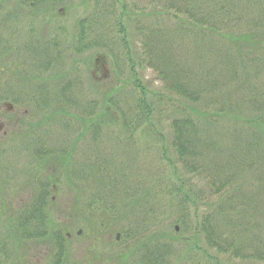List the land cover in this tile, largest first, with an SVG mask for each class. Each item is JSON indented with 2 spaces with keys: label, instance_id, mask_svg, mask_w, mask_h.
<instances>
[{
  "label": "trees",
  "instance_id": "trees-1",
  "mask_svg": "<svg viewBox=\"0 0 264 264\" xmlns=\"http://www.w3.org/2000/svg\"><path fill=\"white\" fill-rule=\"evenodd\" d=\"M65 2L70 0L18 1L16 21ZM92 4L77 24L74 45L65 50L63 28L54 37L49 30L37 37L29 24L30 41L21 47L16 29L0 26V60L10 74L3 86L9 97L0 100L29 115L52 110V119L70 122V116L82 125L70 144L54 147L42 143L44 124H26L22 153L42 165L71 161L91 135V149L84 148L67 169L76 191L73 208L64 214L68 224L53 225V188L40 184L1 231L0 253L8 258L12 240L50 239L57 245L51 264H74L63 248L72 222L94 237L120 235L118 256L108 264H264V0ZM101 49L118 86L99 104L85 92L82 62L72 60ZM17 61L22 72L12 65ZM147 70L157 75L160 88L141 76ZM52 71L55 81L43 78ZM108 125L120 127L124 138L117 129L107 134ZM139 129L158 142L157 178L149 160L133 149ZM139 162L144 178L137 171L134 176ZM167 167L174 172L167 178L171 183L163 178ZM167 198L175 214L169 224L159 220ZM172 225L178 226L174 233L179 228L193 238L174 241L164 233Z\"/></svg>",
  "mask_w": 264,
  "mask_h": 264
},
{
  "label": "rangeland",
  "instance_id": "rangeland-1",
  "mask_svg": "<svg viewBox=\"0 0 264 264\" xmlns=\"http://www.w3.org/2000/svg\"><path fill=\"white\" fill-rule=\"evenodd\" d=\"M18 1L22 3V0H6V3L0 4V26L6 27V32H11L16 29L18 33L16 38L20 45L22 44L21 42L25 43L26 41H30V35L26 36L28 30L27 25L29 24H35L34 29L36 30L37 37L40 36L41 32L44 36L48 33V30L50 32V37H52V35L54 37L56 34L59 35L58 30L63 28L62 31H65L66 36H62V31L60 36L63 37L62 39L66 42V46H62L64 50L67 46L75 43L77 39V24L83 17L89 14L93 6L92 0H88L86 3L84 0H70V2H65L60 5V8L56 10L47 13L42 12V14L39 13V15L34 16V19L22 16L19 22H17L18 18L15 14L19 12L14 10L18 7ZM6 18L9 20H7L8 22L5 20ZM109 37L111 38L112 36L109 35ZM22 46L23 45H21V47ZM18 51L20 53L22 52L21 50ZM104 55H106V53L102 49L93 50L84 55H77L75 59L72 60V62H82V66H80L82 68L81 70L85 83V92L89 95V101H97L99 104L103 102V94L118 86L109 64L110 61L106 60ZM22 56L25 59H21L20 61H25L28 57L26 55ZM95 60L96 66L94 64ZM20 61H17L18 64L12 63V65H16V68L22 72L21 65L23 62L21 63ZM19 63H21V65ZM140 73L150 85L155 88H160L161 83L154 72L147 70L143 73L141 71ZM56 74V71H52L47 76L44 75L43 78L55 81L54 78ZM94 76L96 77L95 79ZM9 78L10 74L0 60V97H9L7 88H5L6 86L3 87L4 84L8 86ZM91 78L99 83V85H94ZM11 105L13 104L10 100H0V233L2 230L8 228L11 222L10 218L16 214V211L22 204L28 203L32 195L37 192V187L40 184L53 188L51 194L54 201L51 206V208L53 207L51 210V222L53 225L57 227L63 222L67 223L68 221L65 219L64 214L68 213L73 206L74 198L72 194L76 193L75 189L70 186L74 179L70 177L67 169L69 166L70 169L75 165L76 160H80V155L83 153L82 151L84 148L91 149L90 140L87 139H91V135L88 134L87 138L77 146L79 149L73 160L51 159L45 165H42L38 159L34 157L33 159L32 156L26 154V152L22 153L24 149L22 145L25 140L23 138L24 126L34 123L44 124V126H42L43 130L39 133L43 140L42 143H47L54 147H63L62 145L67 140H70L67 141V144H70L75 137L81 134L82 125H80V123L78 124V121L71 119L73 117L70 118V116H68L70 122L60 120L67 118H60L59 120L61 122H57L59 121L58 118L54 120L52 119V115H49L53 112L52 110H49L50 112H48V110L44 113L40 112L39 114L33 112L29 115L28 111H25L24 108L17 106L13 108ZM68 123L69 126L67 125ZM66 126L68 127L67 129L65 128ZM63 127L65 129H63ZM164 127L167 132V126ZM104 129H106L105 131L109 135L114 133L112 130L117 129L122 134V138H124L120 127L108 125ZM141 130L142 129H139L134 136L135 139H132L135 143L133 149L135 153L139 155V158L142 160H146L147 158L149 160L151 174L157 178L160 175L156 173V169L160 166V153L158 150L159 147L155 143L158 142L155 141V138V142L149 141L146 138L147 135ZM142 166L143 164L141 162L137 164L134 176L136 171L137 177L145 176V172L142 173ZM138 168L141 169V172L138 171ZM173 173L172 168H163V178L170 179L173 177ZM178 174H180L183 180L187 179V175L183 172L181 173L179 168ZM167 181L171 183L170 180L167 179ZM166 185L167 183L164 182L163 187ZM162 203L166 207V213L163 216L164 220H159L160 222L162 221L165 224H169L170 221L172 222L175 218V214L171 210V200L167 198L164 199ZM77 206L79 209L81 207L80 203H78ZM70 224L72 225L69 226L67 230L69 239L65 240L66 242L63 248L68 250L67 254L71 262L74 264H108L110 261L109 259L113 258V256H118V253H116L118 252L116 248L118 245L115 244V237L118 233L115 232L110 235L103 234L94 237L92 234L86 233L84 228L79 225L75 226L72 222H70ZM175 227L178 226L172 225L171 229L165 226L166 229L164 233H167L174 241L176 237H179L182 241L193 238L189 236L191 232L187 231L186 233H182L179 228L176 233H174L173 230ZM79 234L82 235L79 236ZM64 236L67 237V235ZM56 248L57 245L50 239L39 241L12 240L10 248L8 247V258L0 253V264H51L55 259ZM236 263L239 264L240 262L236 261Z\"/></svg>",
  "mask_w": 264,
  "mask_h": 264
},
{
  "label": "flooded vegetation",
  "instance_id": "flooded-vegetation-1",
  "mask_svg": "<svg viewBox=\"0 0 264 264\" xmlns=\"http://www.w3.org/2000/svg\"><path fill=\"white\" fill-rule=\"evenodd\" d=\"M18 45H19V43H18ZM82 234H79V236H81ZM115 243H116V245H118L119 243H120V235H116V237H115ZM118 246H120V245H118Z\"/></svg>",
  "mask_w": 264,
  "mask_h": 264
}]
</instances>
